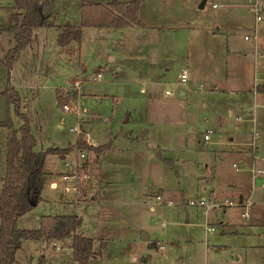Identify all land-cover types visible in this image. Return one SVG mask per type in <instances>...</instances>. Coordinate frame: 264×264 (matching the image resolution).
<instances>
[{
  "label": "rangeland",
  "instance_id": "1",
  "mask_svg": "<svg viewBox=\"0 0 264 264\" xmlns=\"http://www.w3.org/2000/svg\"><path fill=\"white\" fill-rule=\"evenodd\" d=\"M82 1L87 0H53V22L80 24ZM164 1L179 14V21L187 17L202 24L200 17L205 21L215 17L233 30L235 44L246 52L237 83L240 80L251 86L254 75H264V56L257 57L264 52L263 8L256 24L254 50L253 39L244 40L238 30L234 32L238 27H252L253 13L247 10L246 0H238L228 11L227 0H216L214 8L208 7L210 0L202 8L198 7L201 0ZM260 2L263 7L264 0ZM146 3L143 12L156 0ZM13 4V0H0V62L14 45L8 29L15 20ZM146 21L159 24L149 18ZM142 24L124 28L83 25L80 41L64 46L57 44L56 25H40L12 61L9 79L18 91L20 110L29 115L36 149L64 147L74 143L80 132L90 144L109 145L103 152L82 150L83 160L76 149L64 157L47 153L41 199L20 215L18 225L37 227L42 214L76 215L81 219L76 230L94 237L95 253L88 264H264V188L259 186V178L252 179L245 169L250 167L253 149L254 164L264 174V105L255 107L250 92L234 96L235 92L229 95L209 88L214 82L202 78L204 63L195 72L186 55L208 45L203 35L190 39L191 30L182 23L151 33L138 28L146 26ZM218 44L222 47V42ZM184 66L189 71L186 82L178 76ZM231 66L228 64L229 74ZM7 77L8 70L0 63V91ZM229 81L235 84L234 79ZM168 88L172 94H165ZM64 102L72 106L69 111L63 110ZM231 103L241 105L228 118ZM253 110L257 117L252 122ZM237 113L240 122L235 119ZM9 116L19 124L11 104ZM235 124L240 125L238 135ZM207 129L213 130L210 147L215 144L214 150L199 140ZM6 133L7 127L0 126V176L6 169ZM237 140L245 147L246 165L233 153H217ZM78 161L86 162L89 174L82 197L64 188L72 185L73 178H62L63 173L75 171ZM212 161H223V170L247 200L242 206L236 195H227L226 202L231 204L224 205V197L218 196L215 203H222L221 211L211 209L206 218L202 206L187 201L208 195L202 192L208 185L205 163L210 168ZM233 162L239 165L238 170ZM51 180L57 184L52 186ZM160 189L164 198L180 196L183 191L186 203L174 196L172 204L159 203L156 195ZM205 220L214 227L212 232H206ZM144 233L146 240L141 238ZM41 240H22L12 264H76L71 236ZM159 244L164 248L160 250Z\"/></svg>",
  "mask_w": 264,
  "mask_h": 264
},
{
  "label": "trees",
  "instance_id": "2",
  "mask_svg": "<svg viewBox=\"0 0 264 264\" xmlns=\"http://www.w3.org/2000/svg\"><path fill=\"white\" fill-rule=\"evenodd\" d=\"M143 0H110L107 3L82 1L80 24L53 22L55 11L53 0H13L16 9L15 20L8 27L14 45L10 47L3 63L8 70L4 88L0 91L7 98V117L0 126L7 127L5 142V173L0 177V264H12L15 253L24 239H62L72 238V257L76 264H88L94 254L93 237L78 233L77 216L74 214H42L37 227L25 228L18 225L20 215L35 206L41 199L44 182L43 162L47 153H57L64 157L71 149L100 152L108 143L93 145L85 140L80 132L74 143L64 147L49 146L36 149L37 139L30 130L29 115L20 110V97L9 79L12 61L19 50L32 39L33 30L40 25H56L57 44L64 46L81 39V26L91 25L107 28H122L133 25L142 26L139 19V5ZM9 104L20 118L15 125L9 116ZM42 261L39 262L41 264Z\"/></svg>",
  "mask_w": 264,
  "mask_h": 264
},
{
  "label": "crops",
  "instance_id": "3",
  "mask_svg": "<svg viewBox=\"0 0 264 264\" xmlns=\"http://www.w3.org/2000/svg\"><path fill=\"white\" fill-rule=\"evenodd\" d=\"M162 1H164V0H162ZM162 1H160L159 3H162ZM210 1L211 2H209V6H208L209 8H214V7L218 6V3L216 0H210ZM146 2H147V0L141 1L140 5H139L138 15H139V19L142 22L146 23L147 27L145 26V27H138V28L143 29V30L151 33V32L161 30V28H163V26H166V25H168L167 28H170L173 26V24L182 23V24H184V26L187 29L191 30L190 31L191 33L188 35L190 39L191 38L195 39V35H197L198 33H199V35H203L204 39L206 41H209L208 45L205 48H199L198 52L196 51V53H194V54H192L191 51H189L186 55V57L189 59L190 63L193 61L192 63L194 65L195 72H197V70H199V66L204 63L205 67L204 68L202 67L203 72L201 73V76H203L202 78H204V80L209 79L210 82H211V80L214 82V83H212V84H214V87H209V88H211V89L212 88H214V89L219 88L221 90H224L229 95H231L232 93L235 92L234 96L239 95L241 93L250 92L252 95V98L254 101L253 104L255 107L257 105H259V107H262L264 105V75L263 76L262 75H259V76L254 75L252 77L251 86L245 85V82L241 83L240 80L237 83V80L240 77L239 74H241L240 68L243 66L244 61L246 62V60H245L246 52L244 50H240L239 47H237V45L235 44L234 38L232 36L234 34L232 29H229L228 27H226L224 25V23H219L215 17H214V20L207 19V21H205L204 18L200 17L198 21H200L202 24L192 23L190 21V19H187V17H184L183 21H179L177 19L179 14H174L173 12H176V11L172 10L171 4H169V2H165V1H164L165 4L160 6L156 0V3H152V5L149 4L148 5L149 8H146V12L145 11L143 12L142 11L143 5ZM205 2H206V0H205ZM227 2H228L227 3L228 6H227V9H225V11H228V9H230V7L233 6L234 3H237L238 0L237 1L227 0ZM213 3H216V5L213 6L212 5ZM204 5H205V3H204ZM262 8L264 10V6ZM148 18H149V20L156 21L159 24L150 25L153 22L146 21V19H148ZM160 26H162V27H160ZM129 27H133V26H129ZM250 27H246V28L238 27V28H235L234 32L238 30V32L241 33V37H242L243 33L246 30H248ZM122 28H124V27H122ZM206 28H209L210 30L208 31ZM242 39H243V37H242ZM244 40H247V39H244ZM255 40L256 39L253 40V47H254L253 49L254 50L256 48ZM221 42H222V47H218V45H219L218 43H221ZM214 45H217V46L213 47ZM262 56H264V52H259L257 57L260 58ZM213 61L218 62V63L214 62V64L216 65L214 67H212V65H211V64H213ZM198 63H199V65H198ZM228 64H232L231 68L233 70H232L231 74L228 73ZM256 64H257V62L254 60L253 67L256 68L257 67ZM186 68H187V66H186ZM187 70H188V68H187ZM188 77H189V71H188ZM231 79H234L235 84L230 83L229 80H231ZM193 80H196V79L194 78ZM168 89H171V88H168ZM181 93L183 94L184 91H181ZM258 102H260V103H258ZM240 105L241 104L235 105V104L231 103V106L227 107L228 118H232L233 110L235 109V111L237 112ZM254 111L255 110H253V113H252V116H254L251 119L252 122L255 121V117H257V114H256L257 112H254ZM235 119L238 122L241 121V116L239 115V113H237ZM239 126L236 124L234 126V131L236 132L235 134H237V135L239 134V132H237V129L239 128ZM204 146L210 150H214V148H215V144L213 147H207L206 145H204ZM244 148L245 147L240 143V141L237 140V141H235L234 146L231 147L230 145H227V147L223 148L222 150H219V152H217V153H224V154L233 153L234 155H236L238 157V159L240 160V162L242 164L246 165L249 161L247 159L246 152H245ZM101 152H103V151H101ZM252 155H253V149H252ZM252 155H251V161L250 162L253 161L255 163L254 157ZM218 159L220 160V158H218ZM233 163H235L238 166L236 168V167H234V165H232L233 168L235 170H238L239 165L236 162H233ZM205 165H206L205 172L208 173V176H206L205 181H207L208 185L203 186L202 192L208 193V195L205 196L204 194H202V197H204L210 201H211V198H214L215 200L213 199L212 201L215 202L217 200L218 196H219V198L224 197L223 198V201H224V200H226L227 195H229V196H235L236 195L239 198V200H243L242 199L243 195L240 191L239 185L236 186L234 181L223 170V168H222L223 161H212V165L210 168H207L208 163H205ZM250 165H251V163H250ZM248 167H249V165L245 167V169L247 171L249 170ZM248 172H250V171H248ZM45 173L46 172L44 171V174ZM213 179H214V182H213ZM51 184H52V186H55L57 183H56V181L51 180ZM159 192H160V194H162L161 189ZM179 192L181 194L180 196L168 195L167 198H164L163 195H161V196H162V199L163 198L165 199V200L163 199L165 203H167V200H169V199H171L172 203H174V200L172 199L171 196H174L177 199L181 198V201L183 200L185 202V197H183L184 192L183 191H179ZM219 204H222V203H219ZM151 208H152V206H151ZM211 209L215 210L216 213H219L221 211V206L210 208L208 210V214H209ZM222 209L225 210V207H222ZM207 218H208V215H207ZM80 221H81V219L79 220V222ZM212 231L206 230V232H212ZM78 233H80V232H78ZM88 236H90V235H88ZM147 237H148L147 234L144 233V234H142L141 238L146 240ZM71 251H72V247H71Z\"/></svg>",
  "mask_w": 264,
  "mask_h": 264
},
{
  "label": "built area",
  "instance_id": "4",
  "mask_svg": "<svg viewBox=\"0 0 264 264\" xmlns=\"http://www.w3.org/2000/svg\"><path fill=\"white\" fill-rule=\"evenodd\" d=\"M246 4H247V9L253 13V24L252 27L249 28L248 30H246L242 37L243 39H255V35H256V23L261 19V10H262V5L260 0H246ZM213 6L216 5V3L212 4ZM179 78L182 82H186L188 80V70L186 68V66L182 67L180 72H179ZM94 79L98 78L97 76L93 77ZM143 89V88H142ZM165 94H172V89H166L165 90ZM71 105H69L67 102H64L62 104V108L64 111H69L71 109ZM71 130L73 131H78L76 127H72ZM213 130L212 129H207L204 132H202L201 135V139L202 143L206 146H212V139H211V134H212ZM79 156L81 158V160H83L85 158V153L82 150H79ZM253 156V155H252ZM234 167H238L235 163H233ZM249 171H250V175L251 178L254 179L255 177L259 178V186L261 188H264V174L263 171L260 167H256L254 162H251V165L249 167ZM63 179H69V178H73V183L72 185L69 184H65L64 188L66 190H74L76 195H78L79 197H82L85 195V191L87 188V181L89 179V174H88V169H87V164L85 161H78L76 164V168L74 172L71 173H63L62 175ZM156 199L159 203H163L164 201H162V196L161 194H157L156 195ZM246 200H239V204H241L242 206L246 205ZM168 204L172 203V200L169 199L167 200ZM188 204H192V205H200L203 207L204 211L203 213L205 214L206 218L208 215V210L212 207H218L221 206V204H216L215 202H212L204 197H200L198 199H189L187 201ZM224 205L226 204H231V201L226 202V200H224ZM243 213H245V211H243ZM205 229L207 231H212L214 229L213 226L209 225L208 221L205 220ZM55 245L58 247L59 245L55 243ZM158 248L161 250L164 248L163 244H159Z\"/></svg>",
  "mask_w": 264,
  "mask_h": 264
},
{
  "label": "water",
  "instance_id": "5",
  "mask_svg": "<svg viewBox=\"0 0 264 264\" xmlns=\"http://www.w3.org/2000/svg\"><path fill=\"white\" fill-rule=\"evenodd\" d=\"M205 0H201L198 4L199 8L204 6ZM7 117V98L4 94L0 92V122H3ZM128 119V116H125L124 121ZM80 219H77V223ZM42 241V240H41Z\"/></svg>",
  "mask_w": 264,
  "mask_h": 264
}]
</instances>
